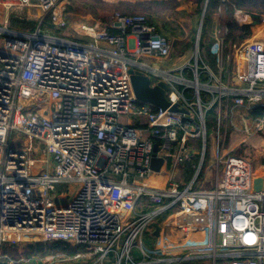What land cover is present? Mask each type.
I'll use <instances>...</instances> for the list:
<instances>
[{
	"label": "built area",
	"instance_id": "obj_1",
	"mask_svg": "<svg viewBox=\"0 0 264 264\" xmlns=\"http://www.w3.org/2000/svg\"><path fill=\"white\" fill-rule=\"evenodd\" d=\"M16 1L40 17L30 31L9 17L0 25V245L78 248L44 264H264V190L254 189L249 159L225 147L220 120V153L205 163L208 111L224 100L242 112L264 106V41L229 48L221 33L211 47L216 70L196 42L188 63L173 67L153 60L169 58L174 40L146 15L116 10L68 33V0ZM131 68L165 81L169 101L189 112L138 100ZM263 129L264 117L254 120L252 132ZM72 182L58 201L56 186ZM146 232L160 239L149 245Z\"/></svg>",
	"mask_w": 264,
	"mask_h": 264
},
{
	"label": "trees",
	"instance_id": "obj_2",
	"mask_svg": "<svg viewBox=\"0 0 264 264\" xmlns=\"http://www.w3.org/2000/svg\"><path fill=\"white\" fill-rule=\"evenodd\" d=\"M76 3H82L84 7H93L97 10L100 6L115 8V11L119 9L125 14L136 15L137 10H142L143 14L146 15L150 23H157V18L160 9L166 8L172 4L177 5L178 0H147V1H137V2H128L120 1L115 4H109L104 0H72ZM182 1H192L196 4L197 10L201 11V8L204 7L207 0H182ZM225 4L224 8V26L227 28L226 32L224 31L222 37L224 41L229 46H236L240 44L247 38H250L252 35V25L250 23L240 24L234 17L235 10H243L247 14H250L252 18L262 19L264 17V0H230L223 2V0H209L204 21H208L215 13H220L222 7L221 5ZM98 11V10H97ZM202 12V11H201ZM264 21V19H262ZM14 29H25L27 27L34 30L38 22L32 20H25L21 18H16L13 20ZM214 38H208V34L205 31V26L203 27L201 40H200V53L202 59L207 62L214 70L217 69L215 56L211 53V47L214 44ZM187 77L192 79V72H188ZM206 77H202V80H206ZM192 92L193 90H189ZM207 97L203 96L205 100ZM251 121L264 117V106H256L250 111ZM217 112L213 108L208 111L206 114L207 119V128L211 125H216L217 121ZM208 143V148H209ZM189 173H192V170H189ZM18 245L13 244H3L0 245V255H5L6 257L0 259V264H44L43 260L57 252L66 253L68 255H73L77 251L76 246H72L64 241H52V242H31L24 244V247L19 250ZM17 252L12 254L11 252ZM68 264H81L78 262H69Z\"/></svg>",
	"mask_w": 264,
	"mask_h": 264
},
{
	"label": "crops",
	"instance_id": "obj_3",
	"mask_svg": "<svg viewBox=\"0 0 264 264\" xmlns=\"http://www.w3.org/2000/svg\"><path fill=\"white\" fill-rule=\"evenodd\" d=\"M138 1H147V0H138ZM208 1L209 0H207L204 7L201 8V11H202L201 12V11L197 10L196 4L193 3L192 1L178 0L177 5L172 4L166 8L160 9L159 13H157V14H162L165 17H161V21L157 20L156 21L157 23H154V24L159 28V30L164 35L168 36L172 40H176L177 38L184 35V33H185L184 24L181 23L180 21L185 19V23L192 24V22H187V18L192 16V13L194 10H195V12L201 13V19H202V13H203L204 9H205V13H206ZM226 1H230V0H223V2H226ZM225 6H226L225 4H222L221 5L222 8L220 9L222 11L220 13H215L211 17V19L206 21V23H205V21L203 22V27L205 26V31L208 34V38H214L215 39V35L211 34V33H213V30H212V27L210 24V21L212 20V18L216 17L217 20L219 21V23H221V25H223L222 29H224L225 26H224L223 20H224L225 14L223 12H224ZM29 10H27V11H29ZM33 12H34V14L32 15V17L35 19L36 22H38V19L40 17V12L37 9L30 10L29 13H27V14H29L30 15L29 17H31V14ZM7 17L10 18V20H9L10 26L14 29L15 27H13V25H14L13 20L16 18H20V17L19 16H12V14H10V11H7L5 19ZM234 17L240 24L250 23L252 25V35L250 38H247L244 41H252V40H263L264 41V23H261L257 26L253 25L252 24V19H253L252 16L250 14H247L245 11L239 10V9L235 10ZM36 18H37V20H36ZM106 18L94 19V21H91V23L96 22V21L103 22ZM5 19H4V21H5ZM262 19H264V17ZM83 22H89L90 23V21L81 20L78 24L83 23ZM69 24L71 26L70 22H69ZM209 24H210V26L208 28ZM75 27L69 28L67 32L72 33L74 31ZM20 30L30 31L32 29L27 27L25 29H20ZM69 30H71V31H69ZM202 30H203V28H202ZM117 33H120V32H117ZM131 38H132V35H130V32H129L128 39L130 40ZM190 46H191L190 40H187L186 46L184 48L186 50L183 51L184 50L183 49L181 51L182 53L179 54L177 51H176V53L174 51L173 54L167 59H153V60L158 62V63H161V65L164 64V65L173 66V67H179L180 64L181 65L187 64L189 60L186 61V60H184V58L188 55V52H189L188 49L190 48ZM228 47L230 48V46H228ZM237 47H238V45H237ZM234 55L235 54H233L231 52L230 53V59H228L226 62V66L228 67L230 73H232L234 71L233 70V63H232V58ZM235 57H236V55H235ZM186 71L188 72V74H189V71L192 72V70H190V69H186ZM193 74L194 73L192 72V77L194 78ZM185 75L187 76L186 72H185ZM230 102H231V100H224L223 104L221 106V109L214 108L217 112V115H218L216 124L219 120L222 122V128L224 129V131H222V132L226 136V140H227L226 143H229L228 149H229V147H233V149H231L229 151L233 152L237 147H240V151H239V152H241L240 155H243L242 150L245 147L246 148L248 147L249 148L248 151H250V152L254 151L255 152V156L257 158V161L255 164L252 163V166H253V168L255 170V174H256L255 178H257V177H263L264 178V151L257 149L256 146H255L254 150H250L251 148H253L250 140L254 139L257 136H260L262 132L259 134H258V132L257 133H254V131L252 132L254 121H251V117L249 114L250 112H247V111L242 112V111L233 110L232 103H230ZM221 110H223V115H221V113L218 114V112H220ZM237 113H239V114H237ZM239 118L241 121L240 130L235 129V130H231L230 132H227L228 126L229 127L232 126V127L236 128L235 120H237ZM230 123H231V125H230ZM261 131L264 132V129ZM215 142L214 143L212 142L209 144V148L207 151V159L205 161V163L208 165L212 164V162L215 160L216 156L220 153V151H218L217 144H215ZM234 143H236V144H234ZM233 144H234V146H232ZM245 156H246V158L248 157L247 154H245ZM188 167H189V170L191 169L192 173H193V170H194L193 167L190 164H188ZM189 170L187 172V175L185 176V180L190 179V177L192 175V173H189ZM209 174H212V172H210V171L207 172V177L209 176Z\"/></svg>",
	"mask_w": 264,
	"mask_h": 264
},
{
	"label": "rangeland",
	"instance_id": "obj_4",
	"mask_svg": "<svg viewBox=\"0 0 264 264\" xmlns=\"http://www.w3.org/2000/svg\"><path fill=\"white\" fill-rule=\"evenodd\" d=\"M104 1L109 3V4H115V3H118L120 1L136 2L138 0H104ZM0 2H1L0 3L1 4L0 5V25L3 24V21L6 17L7 11H8L7 10L8 7H10L9 11H10V14H12V16H19L22 19L35 21V19L32 17L34 12L31 14V17H29L30 15L27 14V13H29L30 10H34V8H30V10L27 7L20 8L19 3L16 0H5V1L0 0ZM5 2L10 3V5H7V4L4 5ZM27 10H29V11H27ZM66 10H67L68 20L71 23V27H75L78 25V23L81 20L91 22V21H94V19H104V18L108 17L110 14H112L115 11V8L111 9L108 6L107 7L100 6L99 9L97 8V10H98L97 11L92 6L91 7H84L82 5V3H76L72 0H68V3L66 5ZM117 10H119V9H117ZM137 13L143 14V11L138 9ZM143 15H145V14H143ZM161 17H165V16L162 14H158L157 20L161 21ZM37 18H36V20H37ZM200 20H201V13L195 12V10H194L192 13V16L187 18V22H192V24L185 23V19L180 21L181 23L184 24L185 33H184V35H182L179 38H177L176 40H174L173 52L175 51V53H176V51H177L179 54L182 53L181 51L185 48L187 40H190L191 46L188 49V51H189L188 55L184 58V60H186V61L190 60L193 57V51H194L195 41H196V34H197V31L199 29L200 22H201ZM210 24H211V27L213 30V33H211V34H214L216 36V35H220L221 33H223V31H224V29H222L223 25H221V23H219V21L217 20L216 17L212 18V20L210 21ZM210 24L208 25V28H209ZM28 28H30V27H28ZM69 31H71V30H69ZM185 50L186 49H184L183 51H185ZM191 63H193V60L191 61ZM181 66L182 65L180 64L179 67H181ZM152 77H153L154 81L157 80L154 76H152ZM190 85H193V84L191 83ZM192 90H193V88H192ZM219 113H221V115H223V110L218 112V114ZM237 114H239V113H237ZM121 120L125 121V118L122 117ZM217 124H218V122H217ZM217 124L211 125L210 127H208V129H209L208 141L210 143H212V142L214 143L216 141ZM230 125H231V123H230ZM235 125H236V128L232 127V126L231 127L228 126L227 132H230L231 130H235V129L240 130V127H241L240 118L235 120ZM221 131H224V129L222 128ZM259 133H261L260 136H257L254 139L250 140V142L253 146V148H251L250 150H254V148L256 146L257 149L264 151V132L260 131V132H258V134ZM15 136H17L16 132L13 133V137H15ZM18 138L19 139L13 143L14 146H19L21 144L22 140L25 139V136L20 135V136H18ZM215 144H216V142H215ZM234 144H236V143H234ZM234 144L232 146H234ZM228 146H229V143H225V147L228 148ZM231 149H233V147H229V150H231ZM248 149H249L248 147L247 148L245 147L242 150L243 155L245 156V154H247V156L249 157V158L247 157L249 159V161L251 163L255 164L257 161V158L255 156V152L254 151L250 152V151H248ZM207 151H208V149L206 150V153H207ZM239 151H240V147H237L233 151V153L240 155L241 152H239ZM243 155H241V156H243ZM245 158H246V156H245ZM77 187H78L77 182H72L69 184H58L56 186V188L59 192V196L57 197V200L58 201L63 200V196L61 193H64V194L68 193L70 196L76 190ZM167 219H168V215H165V216H162L159 220H160V223L163 224L164 221ZM163 226L166 228V225L163 224ZM163 235H166V230L164 228H163ZM150 239H151V237L149 236V232H146V235L144 237V241L149 245L155 244L160 238L155 236V237H152V240H150ZM24 244L25 243L18 245L19 250H21L24 247ZM11 253L15 254L17 252L14 251ZM4 257H6V256L2 255V254L0 255V259H2ZM200 263L201 264H208V259H203ZM190 264H193V263H190Z\"/></svg>",
	"mask_w": 264,
	"mask_h": 264
},
{
	"label": "water",
	"instance_id": "obj_5",
	"mask_svg": "<svg viewBox=\"0 0 264 264\" xmlns=\"http://www.w3.org/2000/svg\"><path fill=\"white\" fill-rule=\"evenodd\" d=\"M204 17H205V9L202 13V19H201L200 26H199V29L196 35L195 42L197 46H199V43H200ZM261 23H264V21H262L261 19H257V18L252 19L253 25L257 26ZM129 72L131 74V81H132L133 89H134L135 95L138 100L152 103L153 105L157 107H161L162 109L169 108L171 111H174V112H180V113L189 112L186 108H181L178 103L172 104L169 101V99L166 96L167 83L165 81H160L156 84H153L152 78H150V76L145 74L143 71L131 68ZM194 82L195 84H198L197 79H194ZM157 150H158V144H155L154 146L155 154L152 159V168L156 171H159L164 162V158L157 156L156 154ZM254 189L255 191L264 190V178L263 177L255 178ZM153 226L156 227L155 234L159 236L161 233V226L157 222H155Z\"/></svg>",
	"mask_w": 264,
	"mask_h": 264
}]
</instances>
